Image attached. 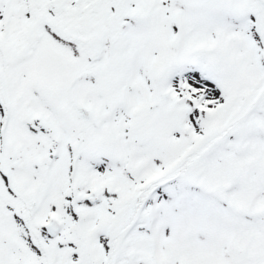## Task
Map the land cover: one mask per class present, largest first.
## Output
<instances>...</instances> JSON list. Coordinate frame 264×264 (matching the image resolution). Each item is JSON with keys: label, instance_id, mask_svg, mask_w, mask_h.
<instances>
[{"label": "snow or ice", "instance_id": "obj_1", "mask_svg": "<svg viewBox=\"0 0 264 264\" xmlns=\"http://www.w3.org/2000/svg\"><path fill=\"white\" fill-rule=\"evenodd\" d=\"M0 264H264V0H0Z\"/></svg>", "mask_w": 264, "mask_h": 264}]
</instances>
